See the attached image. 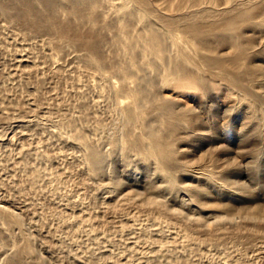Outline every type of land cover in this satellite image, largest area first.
I'll use <instances>...</instances> for the list:
<instances>
[{
	"label": "rangeland",
	"instance_id": "obj_1",
	"mask_svg": "<svg viewBox=\"0 0 264 264\" xmlns=\"http://www.w3.org/2000/svg\"><path fill=\"white\" fill-rule=\"evenodd\" d=\"M67 9L61 6V11ZM103 10L111 13L106 6ZM51 42L45 33H35L0 13V210L5 208L21 222L20 228L0 215V264L24 247L21 230L32 247L21 255L23 264H264V241L231 230L220 239L195 232L200 243H184L182 231L190 217L201 216L207 223L216 219L214 212L200 213L188 205L184 192L163 197L172 209L186 204L180 219L160 218L157 210L144 206L151 174L132 157L126 160L129 165L124 163L114 144L123 120L104 77L109 68L100 73L87 63L84 51ZM105 51L111 62L124 60L109 43ZM201 115L212 135L201 141L189 137L180 144L184 158L195 162L212 154L220 162H239L238 172L231 169L226 181L202 183L210 203L231 204L238 210L264 203V144L248 141L252 125L246 128L245 116L236 113ZM74 131L110 156L101 177L89 176L74 145ZM217 138H225V143H217ZM221 144L228 146L226 152L217 150ZM238 177L245 184H233ZM112 180L121 182V189ZM183 181L190 183L186 176ZM221 183L241 188L236 192L244 197L229 199L226 189H216ZM130 191L139 204L123 199ZM169 242L174 244L172 251Z\"/></svg>",
	"mask_w": 264,
	"mask_h": 264
},
{
	"label": "bare ground",
	"instance_id": "obj_2",
	"mask_svg": "<svg viewBox=\"0 0 264 264\" xmlns=\"http://www.w3.org/2000/svg\"><path fill=\"white\" fill-rule=\"evenodd\" d=\"M63 4L68 9L61 11ZM0 13L35 33H45L54 43L84 51L87 63L100 73L109 68L104 77L123 120L122 134L114 144L124 163L129 165L126 160L132 157L151 174L144 206L157 210L160 218L180 219L186 204L172 209L163 197L184 192L188 205L200 213L216 214L213 223L190 217L182 231L184 243L196 247L200 241L195 232L220 239L228 230L264 241V203L239 210L231 204H211L202 184L226 181L231 169L238 172L239 162H220L212 154L187 161L179 147L189 137L201 141L212 135L201 115L208 111L245 116V127L252 125L248 141L264 144V0H0ZM107 43L124 59L121 63L109 61ZM73 135L89 176L101 177L110 156L90 145L79 131ZM226 144L217 150L226 152ZM185 176L190 183L183 181ZM232 183L245 184L239 177ZM111 184L122 187L118 181ZM222 187L221 183L216 189ZM222 189L229 199L244 197L236 192L241 188ZM134 197L131 191L123 194L124 200L139 204L141 200ZM0 215L21 226L18 216L5 208ZM21 234L24 247H17L5 264H23L21 255L32 252L29 235L24 230ZM167 245L172 251L174 244Z\"/></svg>",
	"mask_w": 264,
	"mask_h": 264
}]
</instances>
